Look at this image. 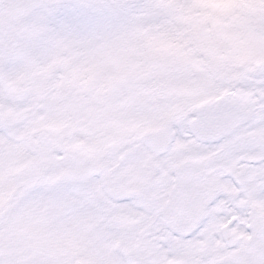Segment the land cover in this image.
Here are the masks:
<instances>
[{
	"label": "snow or ice",
	"instance_id": "1",
	"mask_svg": "<svg viewBox=\"0 0 264 264\" xmlns=\"http://www.w3.org/2000/svg\"><path fill=\"white\" fill-rule=\"evenodd\" d=\"M264 264V0H0V264Z\"/></svg>",
	"mask_w": 264,
	"mask_h": 264
},
{
	"label": "rangeland",
	"instance_id": "2",
	"mask_svg": "<svg viewBox=\"0 0 264 264\" xmlns=\"http://www.w3.org/2000/svg\"><path fill=\"white\" fill-rule=\"evenodd\" d=\"M86 222L54 225L48 220L25 218L19 222L16 237L27 251L42 252L60 261V264H72L70 257L77 245L87 246L84 230ZM95 252L98 260L103 262L106 249L98 243Z\"/></svg>",
	"mask_w": 264,
	"mask_h": 264
},
{
	"label": "flooded vegetation",
	"instance_id": "3",
	"mask_svg": "<svg viewBox=\"0 0 264 264\" xmlns=\"http://www.w3.org/2000/svg\"><path fill=\"white\" fill-rule=\"evenodd\" d=\"M82 232L85 233V237H87L86 240L87 246L85 247L83 245L76 246V250L74 254H72V256L70 257L72 264H77L78 261L81 260L88 261V264H101V262L98 260L95 254L97 248L99 249L98 241L93 236L87 222L86 224H84V230Z\"/></svg>",
	"mask_w": 264,
	"mask_h": 264
}]
</instances>
